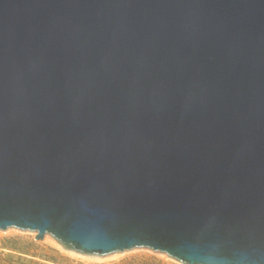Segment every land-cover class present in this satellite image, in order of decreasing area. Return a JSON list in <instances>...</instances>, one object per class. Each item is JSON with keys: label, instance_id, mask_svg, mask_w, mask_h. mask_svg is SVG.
<instances>
[{"label": "water", "instance_id": "obj_1", "mask_svg": "<svg viewBox=\"0 0 264 264\" xmlns=\"http://www.w3.org/2000/svg\"><path fill=\"white\" fill-rule=\"evenodd\" d=\"M10 227L264 264V0H0Z\"/></svg>", "mask_w": 264, "mask_h": 264}, {"label": "rangeland", "instance_id": "obj_2", "mask_svg": "<svg viewBox=\"0 0 264 264\" xmlns=\"http://www.w3.org/2000/svg\"><path fill=\"white\" fill-rule=\"evenodd\" d=\"M35 235V231L13 227L0 230V264H181L163 252L144 247L97 256L99 260L87 259L67 252L49 235L42 239H35Z\"/></svg>", "mask_w": 264, "mask_h": 264}, {"label": "bare ground", "instance_id": "obj_3", "mask_svg": "<svg viewBox=\"0 0 264 264\" xmlns=\"http://www.w3.org/2000/svg\"><path fill=\"white\" fill-rule=\"evenodd\" d=\"M46 235H48V234H46ZM50 236V235H49ZM46 238L48 239V240H50L51 238H49V237H47L46 236ZM52 241V240H51ZM58 244V243H57ZM67 252H69V253H71V254H73V255H78V256H80V257H82V258H92V259H96V260H99V259H101L100 257H97L96 255H92V256H88V255H86V254H83L82 255V253H78V252H75V251H73V250H68Z\"/></svg>", "mask_w": 264, "mask_h": 264}]
</instances>
